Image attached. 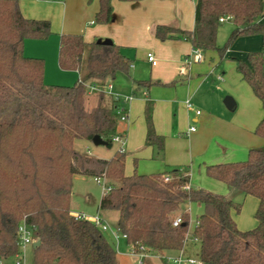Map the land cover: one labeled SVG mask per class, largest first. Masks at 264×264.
I'll list each match as a JSON object with an SVG mask.
<instances>
[{"label":"trees","instance_id":"obj_1","mask_svg":"<svg viewBox=\"0 0 264 264\" xmlns=\"http://www.w3.org/2000/svg\"><path fill=\"white\" fill-rule=\"evenodd\" d=\"M139 2L144 0H118ZM192 31L159 24V41L184 40L194 50H216L222 57L241 37L264 36V0H195ZM229 17L234 29L223 47L217 46L221 18ZM113 20V0H99L95 23ZM51 22L23 16L18 0H0V260L12 264L19 254V226L36 228L41 242L33 249V264H118L117 250L92 222L71 212L72 179L75 175L104 177L111 189L103 194L99 210L118 213L117 228L128 244L143 245L169 264L165 253L179 252L190 229L187 205H201L203 212L190 232L199 242L203 264H264V146L250 149L240 162L209 165L206 175L225 183L232 191L258 200L257 226L242 231L233 212L242 204L190 185V168L171 173L125 174L126 152L111 159L83 154L77 140L100 136L111 149L118 133V102L96 92L98 101L88 108V85L103 89L120 73H128L130 61L119 45L87 43L80 34L60 37L59 66L79 71L86 54L85 77L72 86L47 85L45 63L26 57V40H46ZM237 72L250 86L264 111V49L246 60L234 59ZM149 90L160 82L137 81ZM175 84V83H174ZM172 84V85H174ZM171 85V84H170ZM154 103L146 102L147 147L161 158L165 137L157 134ZM254 134L264 138V115ZM8 177L3 180L1 175ZM169 177L165 181V177ZM182 223L174 227L177 216Z\"/></svg>","mask_w":264,"mask_h":264},{"label":"crops","instance_id":"obj_2","mask_svg":"<svg viewBox=\"0 0 264 264\" xmlns=\"http://www.w3.org/2000/svg\"><path fill=\"white\" fill-rule=\"evenodd\" d=\"M18 1L24 17L48 20L51 22L52 34L48 39H29L25 41L24 46L26 57L38 58L44 61L45 84L72 86L81 81L86 75H82V68L79 71H65L60 68L58 58L60 37L62 34H80L87 43H91L96 39H111L113 43L121 47L122 53L130 61V67L134 69L133 76L136 78L135 81H151L162 84L153 85L149 90L140 87L143 90V96L139 100L137 99V102L136 99L131 100L133 102L129 101L131 102V106L129 105L127 111L128 120L126 122L122 121L125 124L122 125V129L119 128L120 134L125 136L126 148L139 150L142 146L146 147V121L144 113L146 102H153L155 130L157 134L165 137V151L160 158L161 164L164 167H184L185 165L189 167L187 164L192 162V160L201 161V167L197 169V173L194 171L192 173L193 179L192 174H190V185L192 187L202 188L211 193L226 196L234 202L242 204V208L244 202L247 201L250 203L252 201V211L249 213V219L252 221V224H244L243 217L246 208H244V213L241 216H236L241 212L236 213L234 211L233 217L240 230L246 231L255 228L257 222L255 220V212L258 207V200L255 197L244 196L240 192L232 191L225 183L209 178L206 175L205 168L214 164L244 161L247 159L250 149L264 146V138L254 134L257 124L264 115L260 101L255 97L250 86L242 79V76L233 70V67L229 69V73L223 72L222 75H226V78L221 75L223 81H220V76H218L217 81L220 82L221 87L214 90L210 88V85L208 86L201 82V80L192 77L190 75V67L187 68V79H184L186 71L184 74H181V71L184 70L182 68L183 60L191 57L194 50L192 45L184 40H168L162 42L155 37V29L159 24L171 25L182 30L192 31L195 27V4L194 25L188 27L190 23L185 22L179 2V7H174L170 14H163V12L155 10L157 9L156 6L162 5L166 0H144L139 2H120L113 0V20L109 24L104 25L95 23V15L99 9V0ZM172 1L175 2L174 6H176L177 0ZM262 22L264 23V16ZM145 44L149 47H144ZM263 49L264 36H245L235 41L226 51L225 58L246 60L249 53L262 51ZM148 53H153L157 59V65H152L148 62L151 70L150 78L144 73H141L139 67L133 64L137 59L147 62ZM160 61L166 63L163 65L165 67L157 69ZM116 80H118L117 92H127L123 91L126 87H129L130 91H133L135 84L129 85L126 76L119 75L115 80L108 81L107 84ZM169 86L176 89L175 96L173 93L163 92ZM182 90L187 91L186 93L189 97L187 100H190L193 105L192 108H188L191 115L186 121L187 125H189L187 132H184L186 129L182 125L184 117L180 113L182 108H179V120L177 122L174 120L173 123L171 117L173 108L179 105V107L182 106V103L179 102L180 95L178 93V91ZM220 93L225 95L231 94L233 96L237 104L235 103L234 107L230 108L233 111L232 113L226 112V106L219 101L218 96H220ZM150 95L155 101L150 99ZM108 100L112 102V96L108 95ZM125 100L128 102L127 98ZM193 100H195L196 105ZM197 106H202L211 113L204 114ZM213 107H215V110L220 111V115L214 114V111L211 109ZM163 108L165 111V119L160 112ZM196 111H200L201 113L197 114ZM140 113H143L144 118L139 117L137 125H133L132 118L138 117ZM192 127H196V131L191 132L190 129ZM132 130L138 137L135 143L132 140ZM148 149L147 156H151L153 149L151 147ZM95 158L106 159L105 157L99 156ZM157 170L159 171L161 169ZM101 199L102 197L100 201ZM100 201L97 205V211H101L99 210ZM191 206V204L187 205L188 209ZM106 212H109V218L113 221L114 226L117 227L118 213L113 211ZM190 238L195 242V245H199L196 239H192L189 236L183 248L184 253L187 256H197L199 255V250L196 254H192L193 246L190 247ZM122 241L128 248V243L125 240ZM118 243L121 244L120 241ZM31 249L33 252V246H31ZM167 254L165 253V256ZM148 260L144 259L143 262L146 264H156Z\"/></svg>","mask_w":264,"mask_h":264},{"label":"rangeland","instance_id":"obj_3","mask_svg":"<svg viewBox=\"0 0 264 264\" xmlns=\"http://www.w3.org/2000/svg\"><path fill=\"white\" fill-rule=\"evenodd\" d=\"M178 2H179V6L181 7V10L183 12L185 22L190 23L188 25V27H191L192 25H194V3H193L194 1L193 0H177L176 6H174L175 5L174 1L166 0L165 2L162 3V5L164 4L163 6L162 5L156 6L157 9H155V10L158 12H163V14L164 13L170 14L174 7H179ZM153 7H155V6H153ZM233 29H234V25L230 21H227V22L221 24V26L219 27L218 36H217V46L223 47L226 44V42L228 41V38H229L231 32L233 31ZM144 47L148 48L149 46L145 44ZM201 53L204 57V60L202 62H194L193 58H192L190 64H188L185 62V59L183 60L182 68H184L186 71V75H185L184 79H187V75H188L187 68L190 67V69H191L190 75L192 77L201 80V82L207 84L208 86L210 85V88L214 90V89L221 87L220 82L217 81V78H218V76H221L223 74V72L229 73V69L231 67H233V70H235V72H237L236 62L234 61V59H226L225 55L221 57L216 50H210V51L201 52ZM86 57L87 56H84L83 63H82V75L83 76L86 74V69H85ZM159 63H160V65L157 69H162L165 67L163 65H165L166 63H164L162 61H160ZM133 64L139 67L141 73H144L145 75L149 76V78H150L151 70H150V65H148V61L144 62L141 59H137L133 62ZM133 71H134V69L130 67L128 73H120L119 74L120 76H126L129 85L135 84L134 85L135 87H133L134 88L133 91H130V88L126 87L125 89H123V91H127V92H125V93L124 92H117L118 91L117 90L118 80L111 83L113 86L112 93L114 95H117L120 97L119 104L122 107H124L127 111L129 109V105L133 101L129 102V100H128V102H126V100H125L126 98L128 99L129 97H133L134 99H136V102H137L141 98V96H143L142 95L143 90L137 86V83H136L137 80L135 81L136 78H134V76H133ZM222 76L224 78H226V75L225 76L222 75ZM160 88H165V87H160ZM167 88H171V89H167ZM156 90H158V89H156ZM175 90L176 89L174 87L169 86V87H166V89L163 90V92L164 93H173V95H174ZM186 92L187 91H185V90L178 91V93L180 95V98H179L180 101L179 102L182 103V106L181 107H179L180 105L176 106V108H173V110L171 112L172 122L174 123V120L177 122V120H179V110H180L179 108H182L180 113L182 114V116H184L183 117V124H182L183 128L186 129V130H184V132H187V128L189 127V125H187L186 121H187V118L191 115L190 110L188 109V107L186 105V101L189 98L188 94ZM161 96H163V95H161ZM98 97L99 96L97 93H88V101H87L88 108H91V107L96 105V103L98 101ZM163 97H165V96H163ZM228 97H230L234 100V98L231 94L225 95V94H221V93H220V96H218V99L224 106H226L225 107V108H227L226 112L232 113L233 111H231L230 108H228L227 105L225 104V100ZM150 99L155 101V99H153L151 95H150ZM193 101L195 103V100H193ZM235 103H236V101H235ZM195 105H196V103H195ZM197 107L204 114L205 113H211L208 109L203 108L202 106H197ZM213 108H211V109H212V111H214V114L220 115V111L215 110V107H213ZM160 112L162 114V117L164 118V114H165L164 108L161 109ZM139 117L144 118L143 113L138 114V117L136 116V118H132L133 125L134 124L137 125V123L139 121ZM185 123H186V125H185ZM123 124H125V123H123L121 120L118 121V133L117 134H120L119 128L122 129ZM132 138H133L132 140L134 143L137 142L138 137H137L136 133L133 132V130H132ZM120 148H124V151L126 152V164H125V174L126 175H133L135 172H137L138 174H141V175H151V174H157V173H163V172L171 173L172 170H174V168H177L175 166H165L164 167L161 164V161H160L161 159L156 157L153 152H152L151 156H147V154L149 152V149H148L149 147H147V146L146 147L142 146L141 148H139V150H131L129 148H126V139H125V146H123L121 143L114 142L113 148H111V149H109L106 145H96L93 142L88 141V140H77L75 142V149L78 152L83 153V154H86V153L88 154V149H89L90 150V154H89L90 156L105 157L106 159H111L113 157V155L115 154V152L117 150H119ZM187 165L190 168V174H192L193 171L195 173H197L196 172L197 169L201 167V161H198V160L193 161L192 160V162L188 163ZM178 167H183V166H178ZM184 167H187V166L185 165ZM157 169H161V170L158 171ZM154 170H157V171H154ZM143 171H147V172H143ZM7 177H8V175H6L5 173H3L1 175V178L3 180H5ZM192 179H193V174H192ZM104 188H105L104 184H98L96 182L95 177H89V176H84V175L73 176L71 212L74 215H78V214L83 213L87 217H93V216L99 214L101 217H103L108 222V224L112 228H117L116 226H114L113 221H111V219L109 218V215H110L109 212L97 211V205L100 201V198L104 194L103 193ZM251 202L252 201H250V203H248L247 201L244 202L241 213L239 215L235 214L236 216H241L244 213V210H245L244 208H246L245 215L243 217L245 225L252 224V221L249 219V213L252 211ZM184 209L185 210L187 209V211H189V213H190L191 220H190L189 232H192V230L196 224L197 217L200 214H202V212H203V207L201 205L192 204L190 209H188L187 206L183 207V210ZM253 220H254V213H253ZM256 226H257V222L255 224V227ZM105 235L106 236L108 235L107 236L108 240L110 242H112V244L114 245V247L116 248V250L118 252V256H119V263L118 264H139L138 263L139 257L130 256L128 254V248L122 240H120V242H121V244H120V243H117L111 237V235L109 233H106ZM190 240H191V238H190ZM189 244H190V247L193 246L192 254H196L199 250V245L198 244L195 245V242H193L192 240L189 241ZM176 255H178V253H168L166 257L170 260L173 257H175ZM193 257H195V256H193ZM24 259H25L26 264H33V252H32L31 246L26 247L25 252H24ZM145 259H149L148 261H152L156 264L161 263L160 257L157 254L150 255V256L146 257ZM144 264H146V263H144Z\"/></svg>","mask_w":264,"mask_h":264},{"label":"built area","instance_id":"obj_4","mask_svg":"<svg viewBox=\"0 0 264 264\" xmlns=\"http://www.w3.org/2000/svg\"><path fill=\"white\" fill-rule=\"evenodd\" d=\"M193 1H195V0H193ZM229 20H230L229 17H225V18H221L220 21L225 22V21H229ZM192 58H193L194 62H201L204 59L201 51H199V50H193L191 57L187 58L185 60V62L190 64ZM147 60L152 65H157V59L153 53L147 54ZM184 73H185V69L181 71V74H184ZM219 80L223 81V78L220 76ZM87 87H88V91L90 93L104 92L107 95L112 96V98L114 100H116L117 102L120 101V97L117 95H114L112 93L113 86L111 83L106 84V86L103 89L97 87V85H88ZM133 99H134L133 97L128 98L129 101H131ZM186 105L189 109L192 108V106H193L190 100H187ZM116 113L118 115L119 120H121L123 122H126L128 120L127 110L124 107H122L120 104H118L116 107ZM196 113L200 114L201 112L196 111ZM190 131L191 132L196 131V127H192L190 129ZM114 142L121 143L123 146H125V136L122 134H117L114 137ZM119 150L124 151V148H120ZM88 154H90V150H88ZM95 179H96V182L98 184H104V186H105L104 192H103L104 194H106L111 189L110 185L108 184L107 180L104 177H97ZM169 179L170 178L168 176L165 177V181H168ZM75 217L77 219H80V220H88V221L92 222L104 234L109 233L117 243L121 239L125 240L126 242L128 241L127 234L122 233L118 228H112L108 224V222L103 217H101L99 214H97L93 217H87L84 214H78V215H75ZM181 223H182V217L179 215L173 221V226L177 227ZM35 230H36V228L34 226L28 225L26 221H23L21 223V225L19 226V254L14 259L12 264H26L25 259H24V252H25V249L27 246H33L34 243L37 241L34 238ZM189 236H190V232L188 233V235L186 237L185 244L187 243ZM128 254L132 257H139L138 263L144 264L143 260L146 257L153 255L154 253L149 251L148 249H146V247L143 245H136V244L130 243V244H128ZM165 258L169 264H203L199 258V255H197L195 257L187 256L184 253L183 249L181 251H179L178 255H176L175 257H173L170 260L166 256H165ZM0 264H4V261L0 260Z\"/></svg>","mask_w":264,"mask_h":264},{"label":"water","instance_id":"obj_5","mask_svg":"<svg viewBox=\"0 0 264 264\" xmlns=\"http://www.w3.org/2000/svg\"><path fill=\"white\" fill-rule=\"evenodd\" d=\"M97 43L98 44H103V45H111L113 44V41L111 39H98L97 40ZM225 104L227 105V107L229 108H233L234 105H235V102L232 98L228 97L226 100H225ZM92 142L96 145H105V142L102 140V138L100 136H95L92 140ZM41 242L38 240L34 243L33 245V249L40 246Z\"/></svg>","mask_w":264,"mask_h":264}]
</instances>
